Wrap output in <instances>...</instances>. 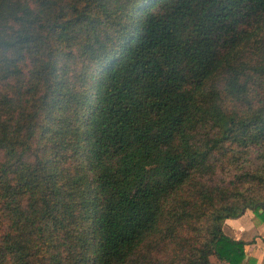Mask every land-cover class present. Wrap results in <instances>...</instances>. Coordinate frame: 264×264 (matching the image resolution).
<instances>
[{"label":"trees","instance_id":"16d2710c","mask_svg":"<svg viewBox=\"0 0 264 264\" xmlns=\"http://www.w3.org/2000/svg\"><path fill=\"white\" fill-rule=\"evenodd\" d=\"M264 0H0V264H255Z\"/></svg>","mask_w":264,"mask_h":264},{"label":"crops","instance_id":"0c3cea01","mask_svg":"<svg viewBox=\"0 0 264 264\" xmlns=\"http://www.w3.org/2000/svg\"><path fill=\"white\" fill-rule=\"evenodd\" d=\"M224 231L231 238L247 243L248 259L264 264V224L252 211L248 210L240 219L227 220Z\"/></svg>","mask_w":264,"mask_h":264},{"label":"rangeland","instance_id":"374dc122","mask_svg":"<svg viewBox=\"0 0 264 264\" xmlns=\"http://www.w3.org/2000/svg\"><path fill=\"white\" fill-rule=\"evenodd\" d=\"M261 38H263V43H264V32H263ZM225 227H226V222H225V224H224V228H225ZM227 228H229V226H228ZM211 264H226V263L220 262V261H218L216 258H212V259H211Z\"/></svg>","mask_w":264,"mask_h":264}]
</instances>
